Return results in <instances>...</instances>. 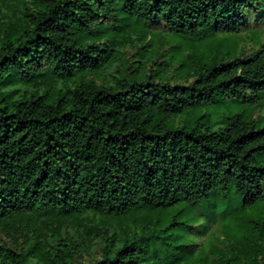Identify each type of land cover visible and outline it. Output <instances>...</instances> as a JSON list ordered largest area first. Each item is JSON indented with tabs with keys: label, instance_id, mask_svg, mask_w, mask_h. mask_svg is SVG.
Here are the masks:
<instances>
[{
	"label": "trees",
	"instance_id": "trees-1",
	"mask_svg": "<svg viewBox=\"0 0 264 264\" xmlns=\"http://www.w3.org/2000/svg\"><path fill=\"white\" fill-rule=\"evenodd\" d=\"M0 264H264V0H0Z\"/></svg>",
	"mask_w": 264,
	"mask_h": 264
},
{
	"label": "rangeland",
	"instance_id": "rangeland-1",
	"mask_svg": "<svg viewBox=\"0 0 264 264\" xmlns=\"http://www.w3.org/2000/svg\"><path fill=\"white\" fill-rule=\"evenodd\" d=\"M193 112L191 115L186 117L188 120H194L198 118L199 121H196V124L205 126L209 125L213 128L218 127L220 122L225 121L226 118L228 119L236 115H241L245 118H250L246 117V114H251L253 118H257L258 116L257 109L248 107L245 104L231 99H218L212 104L203 106ZM260 116H262V113ZM95 225L96 224L94 222L90 223V227H94Z\"/></svg>",
	"mask_w": 264,
	"mask_h": 264
}]
</instances>
